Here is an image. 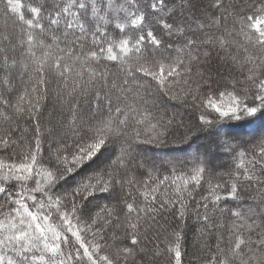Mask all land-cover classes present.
<instances>
[{"label": "snow or ice", "instance_id": "snow-or-ice-1", "mask_svg": "<svg viewBox=\"0 0 264 264\" xmlns=\"http://www.w3.org/2000/svg\"><path fill=\"white\" fill-rule=\"evenodd\" d=\"M159 93L195 114L182 135ZM48 101L63 134L45 158ZM262 118L264 0H0V264H182L193 217L198 262L264 264V133L233 132ZM175 135L207 143L137 152Z\"/></svg>", "mask_w": 264, "mask_h": 264}, {"label": "trees", "instance_id": "trees-1", "mask_svg": "<svg viewBox=\"0 0 264 264\" xmlns=\"http://www.w3.org/2000/svg\"><path fill=\"white\" fill-rule=\"evenodd\" d=\"M155 103V107L152 109L154 115L157 117L164 115L165 119L174 117V123L172 125V131L176 133L178 131L179 135L183 134V128H180V122L183 121L185 125L189 123L190 120L195 118V114L192 109L186 104L179 100H173L170 96L165 95L163 93L154 94L151 98ZM61 116L59 111L54 107L51 101H48L46 104L43 114L41 117V127L44 130L43 135V149L44 156L50 154V144L52 147H55L54 141L62 135V129L60 125ZM22 127H29L30 132L33 130V122L28 121L25 118L24 121H21ZM49 130H51V134H49ZM233 132L236 134L237 140H255L259 139L260 134L264 133V118L260 120H256L251 124H241L239 127L234 128ZM179 135H175L174 137H170V143L165 148H157L154 149L153 145H139L137 147V152L140 154L142 151H147L151 154L152 159H156V157L161 156L160 160H168L173 157L185 159L191 158V154L196 150L198 145H203L207 143L206 138L201 137L195 140L191 145H184L179 143H172L171 140L174 138L177 141L179 140ZM159 160V161H160ZM158 161V162H159ZM218 163V164H217ZM211 166L218 172L228 171L233 167V159L231 155L225 154L223 152H215L211 157ZM81 177L79 175H74L69 178L68 182L62 184V186L57 189V191H64L75 185L77 181H79ZM111 203L112 201L106 200L103 197L97 196L96 199L92 200L88 207L92 211H96L95 205L103 204V203ZM238 202L230 201L229 206L234 205ZM256 201H253L251 197H246L245 202L241 205V207L247 211L250 205L256 204ZM255 210V209H254ZM264 210V209H262ZM194 217L188 221L187 227L184 230V239L182 241V264H203V261H197V256L199 255V250L202 246V239L200 233L198 232V225L194 223ZM180 222L174 221L172 227H179ZM215 241H213V244ZM103 254V253H102Z\"/></svg>", "mask_w": 264, "mask_h": 264}, {"label": "rangeland", "instance_id": "rangeland-1", "mask_svg": "<svg viewBox=\"0 0 264 264\" xmlns=\"http://www.w3.org/2000/svg\"><path fill=\"white\" fill-rule=\"evenodd\" d=\"M140 154L141 155H143L145 158H147V159H149V160H152V156H151V154L150 153H148L147 151H142V152H140ZM161 156L159 155V157H156V159L155 160H157V162L161 159L160 158ZM218 164V163H217Z\"/></svg>", "mask_w": 264, "mask_h": 264}, {"label": "bare ground", "instance_id": "bare-ground-1", "mask_svg": "<svg viewBox=\"0 0 264 264\" xmlns=\"http://www.w3.org/2000/svg\"><path fill=\"white\" fill-rule=\"evenodd\" d=\"M154 149H156V147L154 146Z\"/></svg>", "mask_w": 264, "mask_h": 264}]
</instances>
